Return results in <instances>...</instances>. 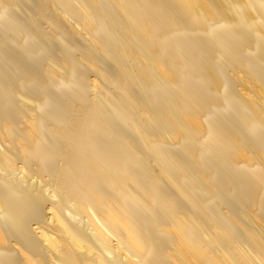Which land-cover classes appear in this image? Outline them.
<instances>
[{"label": "bare ground", "instance_id": "obj_1", "mask_svg": "<svg viewBox=\"0 0 264 264\" xmlns=\"http://www.w3.org/2000/svg\"><path fill=\"white\" fill-rule=\"evenodd\" d=\"M0 264H264V0H0Z\"/></svg>", "mask_w": 264, "mask_h": 264}]
</instances>
